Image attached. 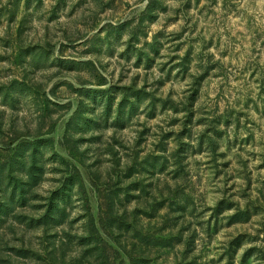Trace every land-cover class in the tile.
I'll return each instance as SVG.
<instances>
[{"label":"rangeland","instance_id":"1","mask_svg":"<svg viewBox=\"0 0 264 264\" xmlns=\"http://www.w3.org/2000/svg\"><path fill=\"white\" fill-rule=\"evenodd\" d=\"M0 264H264V0H0Z\"/></svg>","mask_w":264,"mask_h":264},{"label":"trees","instance_id":"2","mask_svg":"<svg viewBox=\"0 0 264 264\" xmlns=\"http://www.w3.org/2000/svg\"><path fill=\"white\" fill-rule=\"evenodd\" d=\"M122 93H123L125 96H127V94H125V91H124V90L122 91ZM130 93H131L130 95H132V96H134V97H136V95H137L136 91H131ZM129 105L131 106V105H133V104H131V102H129Z\"/></svg>","mask_w":264,"mask_h":264}]
</instances>
